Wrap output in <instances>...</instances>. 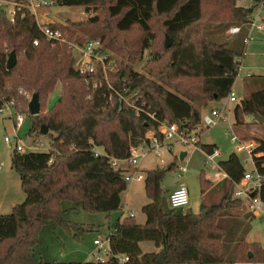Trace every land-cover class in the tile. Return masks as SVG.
<instances>
[{"label":"trees","instance_id":"obj_1","mask_svg":"<svg viewBox=\"0 0 264 264\" xmlns=\"http://www.w3.org/2000/svg\"><path fill=\"white\" fill-rule=\"evenodd\" d=\"M58 5H79L92 14L84 21L68 24L49 22L52 27L75 31L81 37H99L116 55L111 79L125 81L139 89L142 99L156 112L157 119L138 115L130 107L120 110L107 105L102 89L86 97L87 87L73 67L67 44L45 38L35 16L20 5L14 21L6 8L0 9V107L13 99L14 107L24 106L25 91L39 94L40 108L48 96L58 90L55 100L45 112L31 114L29 131L45 123L48 127V150L11 152V167L20 178L25 192L23 201L10 212L0 213V264H47L36 255L38 232L47 223L77 237L81 230H97L100 225L68 220L64 201L79 202L84 210L111 211L121 207V193L127 187L124 169H114L109 156L95 154L101 146L111 156L126 157L129 146L157 120L177 122L181 129H193L201 121L200 106L225 97L238 74L245 48L234 43V34L244 32L253 15L254 6H240L236 0H53ZM101 14H100V12ZM163 15L164 31L171 44L164 49L167 57H149L145 73L132 64L150 46V22ZM264 22V16L262 17ZM241 26L237 33L227 29ZM136 26L137 39L122 37ZM84 34V35H83ZM246 34L243 37H246ZM84 36V37H83ZM38 39L34 44L32 40ZM11 50L16 63L6 67ZM253 88L233 106L235 125L252 121L246 116H264V75H246ZM22 89V91L19 90ZM28 112V111H27ZM264 124V121H263ZM40 132V130H39ZM212 153L214 144H200ZM254 165L264 174V137L257 139ZM225 173L217 183L208 181L203 170L199 174L200 208L197 212L165 211L161 207V182L173 161L145 170L144 191L148 201L141 205L145 220L138 222L134 214L118 218L109 226L110 256L104 262L88 260L62 264H259L264 262V249L258 241H248L252 213L243 211L242 199L232 196L233 185L245 166L236 152L218 161ZM207 184V185H206ZM220 193L216 201H206L205 191ZM264 202V182L259 190ZM152 241L155 249L144 251L140 242ZM248 252L251 256L248 257ZM114 255L127 259L119 262Z\"/></svg>","mask_w":264,"mask_h":264},{"label":"rangeland","instance_id":"obj_2","mask_svg":"<svg viewBox=\"0 0 264 264\" xmlns=\"http://www.w3.org/2000/svg\"><path fill=\"white\" fill-rule=\"evenodd\" d=\"M262 1L263 2L259 5V0H236V4L244 7L253 5V14L259 12L260 18L262 19L264 16V0ZM36 13L40 21L43 20L41 15L46 13L49 20L60 22L65 25L70 21H84L92 14L91 10L87 11L79 5H58L55 3L47 6L44 10L38 8ZM163 18V15H154L151 19L150 36H153V39L150 42V46L143 50L142 57L133 62L132 67L137 71L145 73L144 69L149 61V57L152 58L158 55H163V58L167 57L168 53L164 49V39L167 32L164 31L162 23ZM260 18L257 17L256 21L260 22ZM247 26H249V24ZM246 32L247 29L243 33L234 34L233 40L235 42L234 44L238 46L239 49L242 48L243 45L245 48V53L240 57L241 64L238 74L232 84V90L239 99L253 88V85H248L244 82L246 81V74L264 75V27L261 29L252 28L250 34L253 38L243 43V37ZM140 35L141 32L136 26L131 28L128 32L120 34V36L128 37L129 39H137ZM81 36V32L75 31L72 38ZM57 94L58 90L56 89L48 96L46 104H51L55 100ZM234 104L235 102L230 103L225 96L221 99L210 100L207 105L200 106L201 115L209 111L210 108L217 107L225 113V117H219L217 122L209 127H204L200 121L198 124L200 140L197 145L187 146L174 143L172 158L175 151L185 148V150H187V155L183 159L176 158V163L185 165L187 169L182 172L181 175H177L176 167L167 170L161 182V207L163 210L168 211L173 208L169 202V192L180 183H183L187 187L189 201L187 204L176 207L175 209L179 212H197L200 208L201 200L199 187L200 171L203 170L205 178L212 184L219 182L224 177V174L218 168L217 163L219 160L226 159L231 152H236L239 155L245 168L252 167V162L248 153L235 150L234 147L236 142L231 140L229 125L231 124L232 129L242 140L253 139L255 142L259 137H264V124L263 122H257L251 116V124L248 125V122H245L235 125L233 123ZM46 106L41 107L40 112H45ZM10 111H12L13 114H24V121L17 127V130H15L13 116L9 115ZM30 115L31 114L27 112V107L25 112L24 106L20 109L11 106L10 108H5L3 112H0V213L10 212L14 204L23 201L25 198V192L20 185L19 175L11 167L10 156L16 143L14 133L17 132L20 141L25 145L31 144L35 140H40L43 146H41L39 150L46 149L49 145L48 136L39 132L37 127L38 122H34L33 127H35V129L29 131L32 125V118ZM6 135L10 137V140H5L4 137ZM200 144H214L219 151V154L215 155L213 160L209 161L208 165L205 164V151ZM162 156L167 161L172 160L171 153H168L165 149L162 150ZM158 164V156H155L154 152L150 151L146 157L141 159L140 167L143 170H147ZM205 197L206 201H216L220 197V193L215 191V189L206 190ZM147 201L148 197L144 191L143 180L127 182L126 189L121 193V207L111 211H87L81 207L79 202L73 203L71 201H64V207L70 205L74 206L73 209H68L65 213V217L68 220L85 224H97L100 225V228L97 230H81L78 236L74 237L63 228L55 227L51 223L44 224L38 232L39 242L34 246L36 255L42 257L47 264L90 261L92 260L90 251L93 247V238L95 236L102 237L107 235L109 226L114 224L118 218L126 216L127 213L129 214L130 211L134 212L136 221L143 222L145 220V214L141 210V205ZM242 204L243 211H249L244 200ZM250 224L251 227L246 235V239L248 241H258L264 249V215L253 213ZM140 244L144 251L156 248L153 242L149 240H143ZM259 264H264V262Z\"/></svg>","mask_w":264,"mask_h":264},{"label":"built area","instance_id":"obj_3","mask_svg":"<svg viewBox=\"0 0 264 264\" xmlns=\"http://www.w3.org/2000/svg\"><path fill=\"white\" fill-rule=\"evenodd\" d=\"M259 0V5L262 3ZM54 4L53 0H0V9L6 8L7 15L10 21H14L17 10L20 5L27 6L29 11L34 14L38 26L46 39L65 43L73 58V67L77 73L82 77L86 87V97H91L92 94L102 89L105 96V102L107 105H114L118 110L122 107H130L134 109L138 115H143L151 119H157L156 112L150 109V105L142 99V95L139 89L131 87L125 81L118 82L117 78L111 79V74L115 69L116 55L112 50L103 45L99 37H85L83 39L70 38L68 31L59 27H52L48 23L53 22L47 18L46 13L42 14V21L37 17V9H45L47 6ZM258 5V7H259ZM256 15V16H255ZM260 18L259 12L253 14L250 18L249 28H263L264 22H257L256 18ZM241 26L238 24H232L228 27L227 32L230 34L237 33ZM250 33L244 38L245 43L251 39ZM34 44L38 42L37 38L32 40ZM22 91L21 88H19ZM27 97H30V93L24 92ZM227 100L232 102H238L239 98L232 90L226 95ZM14 100L10 99L6 101L1 107L0 112H3L5 108L14 107ZM10 116H13L15 130L24 121L23 113L9 112ZM219 117H225V113L217 107L210 108L209 111L204 112L201 115L202 125L209 127L214 125ZM158 124L154 128L147 129L142 136L139 137L138 142L132 143L129 146L128 155L126 157H115L108 155L101 146H94L92 149L95 154H105L109 156V163L114 169H124V178L127 182L133 180H143L145 177V171L140 167L141 159L147 156L148 152L153 151L155 156H158V162L160 166H165L171 162L176 163V158H180L179 149L175 151L172 158V151L174 143L179 145H191L195 146L199 142V128L198 125L193 129H181L177 122H168L166 120H157ZM231 132V140L235 143L236 151H245L248 153L252 162L251 168H245L241 178L234 182L233 196L241 198L246 202L248 210L253 214L260 213L264 215V202L262 201L259 190L264 182V174L260 173L254 165L253 154L259 155L260 152H255L254 149L257 145V141L253 139L242 140L229 125ZM16 139L15 149L22 152L27 150H39L43 146L40 140H35L33 143L25 145L20 141V137L17 132L14 133ZM6 141L10 140L7 135L4 137ZM49 145L46 149L48 150ZM165 149L168 153H171L170 161H167L162 156V150ZM184 157L187 155V150ZM219 154L217 148L212 153L205 152V164H209V161L213 160L215 155ZM183 157V158H184ZM182 158V159H183ZM248 160V159H247ZM246 160V161H247ZM218 165V164H217ZM177 175H181L187 167L185 165L177 164ZM189 201V195L185 184L180 183L169 192V202L173 208L183 206ZM130 215L134 212L130 211ZM93 247L90 251V256L94 261L104 262L110 256V243L109 235L96 236L93 238ZM119 262H124L127 257L124 255H114ZM220 264H229L227 262H221Z\"/></svg>","mask_w":264,"mask_h":264},{"label":"water","instance_id":"obj_4","mask_svg":"<svg viewBox=\"0 0 264 264\" xmlns=\"http://www.w3.org/2000/svg\"><path fill=\"white\" fill-rule=\"evenodd\" d=\"M164 43L166 46L171 44V37L168 33L165 35ZM16 63V53L14 50H11L6 59V67L9 69ZM27 111L29 114H37L40 111V102H39V94L37 91L33 92L30 96V99L27 104ZM252 118L257 122L262 123L264 121V116L259 113L252 114ZM40 133L46 134L48 131V127L45 123L41 124ZM186 154L185 150L180 151V158L182 159ZM251 256V252H248V257Z\"/></svg>","mask_w":264,"mask_h":264},{"label":"crops","instance_id":"obj_5","mask_svg":"<svg viewBox=\"0 0 264 264\" xmlns=\"http://www.w3.org/2000/svg\"><path fill=\"white\" fill-rule=\"evenodd\" d=\"M260 20L262 21L261 18H260ZM260 29H261V28H260ZM251 30H252V29H251ZM251 30H250V28L248 27V29H247V35H248V33H250ZM247 35H246V36H247ZM250 35H251V34H250ZM251 36H252V35H251ZM252 38H253V37H252ZM244 42H245V41H244ZM244 53H245V51H244ZM248 74H250V73H248ZM246 75H247V74H246ZM250 119H251V116H246V120L249 121ZM144 171H145V170H144ZM223 174L225 175V173H223ZM95 237H96V236H95ZM95 237H94V238H95ZM86 261H87V260H86Z\"/></svg>","mask_w":264,"mask_h":264}]
</instances>
